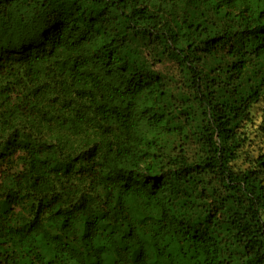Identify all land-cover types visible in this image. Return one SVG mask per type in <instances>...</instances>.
<instances>
[{"label":"trees","instance_id":"1","mask_svg":"<svg viewBox=\"0 0 264 264\" xmlns=\"http://www.w3.org/2000/svg\"><path fill=\"white\" fill-rule=\"evenodd\" d=\"M264 0H0V264H264Z\"/></svg>","mask_w":264,"mask_h":264},{"label":"rangeland","instance_id":"2","mask_svg":"<svg viewBox=\"0 0 264 264\" xmlns=\"http://www.w3.org/2000/svg\"><path fill=\"white\" fill-rule=\"evenodd\" d=\"M253 148L255 150L261 148L264 150V138H260L254 142Z\"/></svg>","mask_w":264,"mask_h":264}]
</instances>
